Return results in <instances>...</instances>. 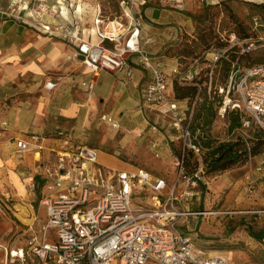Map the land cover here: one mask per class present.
Masks as SVG:
<instances>
[{
    "label": "built area",
    "instance_id": "1",
    "mask_svg": "<svg viewBox=\"0 0 264 264\" xmlns=\"http://www.w3.org/2000/svg\"><path fill=\"white\" fill-rule=\"evenodd\" d=\"M66 1L76 8L75 3L83 0ZM19 2L21 0L12 1L14 6L1 12L6 17L22 18L21 13L25 15L30 11L39 31L68 42L72 47L71 55L93 73L104 70L129 79L133 76L132 58L148 71L142 103L167 117L168 124L176 129L180 140L176 181L181 178L196 186L201 178V165L192 174H185L183 170L185 152L190 150L199 155L201 149L202 133L192 128L194 107L188 111L172 98L169 74L141 46L140 19L130 10L124 13V20L109 17L104 14L100 0H94L90 26L85 27L80 13L69 20L48 24L38 20L50 8L46 0H34L30 10L28 3L24 1L20 5ZM143 3L144 0L119 1L121 7L129 5L126 6L129 9ZM252 22L255 27L262 26L257 16L252 17ZM84 30L94 33L97 40L86 38ZM228 40L233 46L240 44L243 51L254 45L250 40L241 41L233 32L229 33ZM223 52L222 48H212L194 57L185 70L173 68L175 82L200 88L199 76L204 66L212 71ZM54 85L49 81L45 87ZM217 92L221 95L218 107L221 115L235 110L242 113L243 125L248 126L254 119L264 127V64L243 67L235 59L226 83L220 85ZM101 119L118 127V122L110 115L103 114ZM58 134L56 138H62L61 133ZM39 136L32 133L28 138L16 139L17 155L36 147L41 150L42 145L37 144ZM61 140L62 144L52 149L50 165L45 164L42 170L44 182L38 204L45 208V221L24 245L0 243V264H109L113 259L123 264H233L227 255L213 254L198 246L190 235L179 229L181 218L201 215L203 211L180 208L176 185L162 192L168 186L165 178L142 166L131 171L104 170L106 167L97 161L96 148ZM34 186L32 182L30 188ZM145 188L151 192L148 200H136ZM192 194V190H185L182 195ZM5 196L8 198L9 194ZM49 230L52 234H48Z\"/></svg>",
    "mask_w": 264,
    "mask_h": 264
},
{
    "label": "rangeland",
    "instance_id": "2",
    "mask_svg": "<svg viewBox=\"0 0 264 264\" xmlns=\"http://www.w3.org/2000/svg\"><path fill=\"white\" fill-rule=\"evenodd\" d=\"M12 1L16 0H0V4H7L8 9H10V5L14 6ZM24 1L28 3V9H32L34 0H21L20 5ZM83 1L92 2L94 0ZM119 1L100 0L104 14L109 17L118 16L124 20V13L130 10L138 18L141 16L139 19L144 22L146 20L145 14L149 13L147 10L150 11L152 6H157L159 9H164V13H169V17L164 16V22L154 20L151 24L158 33L167 30L171 36L160 51L150 52L148 48L145 49L160 60L162 67L169 74V89L172 94H174L173 84L175 83L172 69L185 70L188 68L195 56L191 55V49L195 50L197 55L202 54L204 38L211 39L212 44L209 49L217 47L229 50L231 43L227 36L229 33L235 32L241 41L250 40L254 42L251 49L245 50L248 51L246 52L248 56L241 61L242 65L257 58L264 59V11L257 5L247 2V0H144L143 4L132 9L126 7L129 5L121 7ZM144 6L146 9H142ZM21 15L22 18L11 17L13 18L11 21L22 24L19 19L27 20V18L24 14L21 13ZM254 16L258 17L261 27L254 26L252 22ZM41 19L44 17L38 18L39 21ZM17 29L19 35L22 32L29 33L28 37L25 35L21 37L20 45L27 40L34 43L36 48L34 60L37 62L38 68L30 70L23 67L30 58L26 55L27 53H24L22 57L17 59L22 65V70L18 74L10 77H7L6 74L0 75L5 83L0 89L2 93L0 107L5 110L0 115V135L2 134L0 140L4 139L7 142L15 143L16 139L24 138L22 134L26 131V127L24 125V127L22 125L15 127L16 122L24 121L25 124H30L29 130L31 131L43 135H60L58 132L63 131L62 133L66 135L63 138L70 140V142L82 143L96 148L97 161L101 166L106 167L104 170L131 171L142 166L153 174L165 178L169 187L167 186L162 192L166 193L168 189L176 185L175 191L179 198L178 206L180 208L203 211V214L197 215V217L189 215L179 220V229L184 234L190 235L195 244L209 249L213 254L227 255L233 264H264V242L252 239L248 233L249 227L256 232L264 221L263 195L253 194V190L257 186L253 183L246 195L242 193L237 197L231 196L227 192V188L230 186L225 177L218 178L232 169L245 166L253 157L244 164L234 166L221 173L201 174L200 182L196 186H191L181 178L176 181L178 171L175 164L176 152L180 142L176 129L168 124L167 117L145 107L142 99H139L138 104L121 111L119 118L123 116L124 119H121L123 117L120 119L115 117L118 127H114L108 121L101 119L102 114H112L113 106L112 101L105 100L101 96L96 101V110L86 111L81 108L80 110L84 112L78 113L72 118L49 114V109L58 107L65 97L68 101L71 99L83 103L84 98L92 93V90H84L79 86V78L82 76L81 69L78 70L77 68L73 75L67 72L66 67L73 61H78L71 55L72 49L67 55L57 57L50 63L51 59L49 60L47 57L49 43L46 44V42H40L43 40H39L41 39L39 36H43L42 33L36 31L29 24H25V26L22 24ZM243 33H246L248 37L243 38ZM200 34H202V38H199ZM7 40H11V37H7ZM7 40L5 39V44L8 42ZM21 49L23 50L24 47L22 46ZM230 53H235L238 56L242 54L243 50L240 44L236 45V48ZM202 65L206 64L203 63ZM219 69L220 65L212 71L204 66L199 79L201 80V88L206 87L207 93L222 85ZM68 78L72 82L69 88H66L65 84L66 81H69L66 80ZM49 81L57 86L51 92L45 87ZM41 100H44L42 105L40 104ZM181 101L185 104L186 110L189 109L188 111H191V108L195 106L194 99L191 104L188 98ZM218 101L214 103L215 114L210 124L205 126L203 131L196 128L203 136L208 135L218 141L235 140L236 138L247 140L259 128L264 132L262 124L254 119L250 120L248 126L243 125L241 112H239L241 125L229 130V124L235 114L231 110H227L224 115H221L218 109ZM13 109H18L22 113L18 114L16 118H12L10 112ZM24 110L26 111L24 112ZM112 117L114 118L113 114ZM137 119L139 125L135 124ZM12 124L15 131L9 132ZM28 136L29 134L25 137L28 138ZM63 138H57L60 141L59 145L62 144L61 139ZM155 142L161 146L158 156L153 147ZM35 149L37 147L23 152L20 156L17 155L15 149H12L11 154L16 159V167L25 172V175L21 176L23 181L29 173L32 174L33 172ZM261 157L264 158V151L257 155L259 160L262 159ZM259 163L261 166L264 165L260 161ZM243 170L245 171V168ZM246 170H250V168L246 167ZM31 174L29 176H32ZM260 181L264 182L261 178L256 179L255 182ZM24 184H26L27 192L24 197H21L5 180L0 181V243L3 245H24L31 234L38 230V225L45 221V208L42 205L39 207L38 204L41 192L40 182L34 178L35 186L33 189L30 188L27 180L24 181ZM239 184L240 182H237L236 191ZM185 190H192V196H183ZM6 193L9 194L8 198L5 196ZM150 193V190L145 188L140 191L136 200L145 202ZM240 201H243V204L236 206V203ZM253 201L257 203L254 204ZM18 204L25 205L29 211H22ZM247 205H253L254 208ZM38 210L39 220L42 222L35 221L32 225L33 229H31L30 221L26 219L37 215ZM251 215L257 216V219L251 220L249 218ZM259 215L262 218H258ZM242 216H246V219H243ZM20 217L25 218V220ZM49 233L52 234V231L49 230Z\"/></svg>",
    "mask_w": 264,
    "mask_h": 264
},
{
    "label": "crops",
    "instance_id": "3",
    "mask_svg": "<svg viewBox=\"0 0 264 264\" xmlns=\"http://www.w3.org/2000/svg\"><path fill=\"white\" fill-rule=\"evenodd\" d=\"M46 2L50 8L47 10L46 13L42 15L44 19H41L40 21L41 23H48V24L60 23V22L69 20L75 15H78L80 13L85 27H87V25L89 26L91 25V18L94 15L93 1L92 2L90 1L77 2L75 3L77 4L76 8L74 7L75 5L70 7L66 0H50V1L46 0ZM143 8L146 9L145 6L142 7V9ZM7 9H8L7 4L6 5L0 4V75L6 74L7 77H10L15 74H18L22 70V67H21L22 65L17 61V59L22 57L24 53H27L26 55H28L30 58L23 65V67H26L27 69H30V70H35L38 68L37 62L34 60L35 59L34 57L36 56L35 55L36 48L34 46V43L33 42L30 43V41L27 40L25 43L20 45L21 37L24 35L25 37H28L29 33L22 32L21 35H19L17 28L20 27L22 24L23 26H25V24H29L32 27H34L36 31L37 30L39 31V29L37 28V25L35 24L34 19L31 17L30 11L25 13V17L27 18V20L19 19L20 21L19 20L18 21L22 24H19V23L17 24L14 21H11V19L13 18L6 17L1 12ZM59 10H61V12H59ZM163 11L164 9H159L157 6H152V9L150 11L147 10V12L149 13L145 11L147 13L145 14L146 20H144V22H141L140 43L144 49L148 48L150 52L160 51L165 45V43L167 42L168 38L171 36L170 35L171 33H167V30L163 31L162 33H158V31H156L153 25L151 24L154 20L156 22H160V20L161 22H164L163 21L164 16L169 17V13H164ZM39 32L42 33L41 31ZM83 34L86 38H89L91 40H97V37L96 35H94V33L92 34L84 30ZM42 35L43 36H39L41 38L39 40H43L40 42H46V44L49 43L48 44L49 50L47 53V57L49 60L51 59L50 63H52L57 57L67 55L70 52V49H72L71 45L68 42L64 41L58 36H51L45 33H42ZM7 37H11V40H7ZM5 39L8 41L6 44H5ZM45 39H47L48 41H46ZM106 44H108V42ZM22 46L24 47L23 50L21 49ZM55 50L58 53L55 55H52L53 51ZM149 54L153 57V59L160 61L158 58L153 56L151 53ZM134 60H135L134 58L131 59L133 76L129 79L124 76L110 73L104 70L98 71L97 73H93L90 70V68L85 66L80 60L73 61V63H70L69 66L66 67L67 72L70 75L71 73L73 75V72L77 70V68L78 70L81 69L82 76L81 78H79L80 79L79 86L82 87L84 90L91 89L92 93H90L86 98H84L83 103L80 101L71 100V99L70 101H68L67 97H65L58 107H54L51 110L49 109V114L60 115L61 117H64V118H72L76 116V114L84 112L83 110H80L81 108H83L86 111L96 110L97 109L96 101H98V98L101 96V97H104L105 100H110L113 102L111 111H112V114L114 115V118L112 117V114L111 115L109 114V115L114 120L116 119L115 117L119 118V114L121 113V111L138 104L139 99H142L144 83L149 75L148 71L141 68L136 63H134ZM75 77L77 78V76ZM66 80H69V81H66L65 87L69 88L72 81L69 78ZM4 84H5L4 79L0 78V89L3 88ZM56 88L57 86L55 84L52 88H46V90L51 92L52 90H55ZM1 94L2 93L0 92V99L2 98ZM43 102L44 100H41L40 104L42 105ZM179 104L181 107L185 108V104H183L182 101L181 102L179 101ZM18 109L11 110L10 113H11L12 118L14 117L16 118L18 114L22 113ZM4 111L5 110L2 107H0V115ZM25 111L26 110H24V112ZM121 119H124V117ZM135 124L139 125L138 119L135 120ZM20 125L22 126L24 125L26 127L25 128L26 131H24V134H22L24 135V138H26L25 136L27 134H32V133L39 134L42 136V137L39 136L40 139L37 141V144H41L43 148L41 150L35 149L36 151L34 153L35 156L33 157L34 159H33V165H32L33 172L32 174L29 173V175L31 174L32 176L28 175L27 178L24 179V181L27 180L28 185H30L32 182H34V178H37L38 181L40 182V187H41L42 183L44 182L43 180L44 176L42 173L43 166L45 164L50 165L52 157H53L52 149L55 147H58L60 141H58L56 136L48 137V135H43L39 132H34V131L29 130L31 127L30 124L27 125V123L25 124L24 121H21V123L16 122L15 127L20 126ZM15 127L12 124L9 132H14ZM59 132L61 133V136L63 138L65 134L62 133L63 131H59ZM50 135H53V134H50ZM153 145L156 146L154 150H156L158 153L161 148L160 144L155 142L153 143ZM12 149H15L14 142H11V141L7 142L4 139L0 140V171H1L0 181L5 180L11 187L15 189V193L17 195L24 197L27 191L24 194L19 193L18 187L15 183V178L19 182L24 184V181L21 179V176L25 175V172L22 170H19L16 167L15 165L16 159L11 154L13 151ZM261 158L262 159L259 160L257 156H255L251 160H249V163L247 162L245 166L232 169L230 172L220 175L218 177V178H222L223 176L225 177L227 183H229V186H230L229 188H227V192L230 193L231 196L237 197V195H240L242 193L246 195V192L249 190V187L253 186V183H255L257 184L256 186L257 190L256 189H255L256 191L253 190V194L263 195L262 200H264V182L263 181L262 182L260 181L258 183L255 182L256 179L258 178H261L264 180V165L261 166L259 163V161L264 163L263 161L264 158L263 157ZM246 167L250 168V170H246ZM244 168H245V171L243 170ZM237 182L238 183L240 182V184L238 185V190L236 191L235 187H236ZM24 186H26V184H24ZM261 189L262 191H260ZM42 190L43 189L41 187V192ZM41 192H40V195H41ZM253 203L256 204L257 202L253 201ZM239 204H243V201L236 203V206H238ZM18 205L22 211H29V209L25 205L23 204H18ZM247 206L250 208H254L253 205H247ZM249 211L254 212L255 210H249ZM39 216L40 215H39V210H38L37 215H34L33 217L30 218V225L35 220L38 222H42L39 220ZM195 217L197 216L195 215ZM242 217L243 219H246V216H242ZM249 218H251V220L254 221L255 219H257V216L251 215ZM258 218H262V216L259 215ZM261 224L263 226L260 225L257 231L255 232L257 235H260L261 227L264 229V221ZM250 237L252 236L250 235ZM252 239L258 240V239H255L254 237H252ZM259 241L264 242V236ZM109 264H123V263L119 259H113L112 261H110Z\"/></svg>",
    "mask_w": 264,
    "mask_h": 264
},
{
    "label": "trees",
    "instance_id": "4",
    "mask_svg": "<svg viewBox=\"0 0 264 264\" xmlns=\"http://www.w3.org/2000/svg\"><path fill=\"white\" fill-rule=\"evenodd\" d=\"M249 3H253L260 7L264 11V1H255V0H247ZM235 33V32H233ZM236 34V33H235ZM237 35V34H236ZM202 34L199 35V38H202ZM242 37H248L246 33H243ZM213 39V37H212ZM228 39V36H227ZM211 39H203V52L208 51L211 46ZM225 44V43H223ZM217 48V47H213ZM236 48V45L228 49H224L223 54L215 61L214 70L217 66L220 65V72L222 77V85H224L227 81L228 74L231 68L232 62L236 59L238 63L243 67H249L257 64H264L263 58H257L252 61L246 62L243 65L241 61L244 57L247 58L248 51H243L239 56L235 53H230L232 50ZM210 50V49H209ZM228 50V51H227ZM201 52V53H203ZM182 55V54H181ZM187 55V54H186ZM184 55V56H186ZM191 55L197 56L195 50L191 49ZM228 57H225V56ZM194 56V57H195ZM199 86L192 84L187 85H179L176 82L173 84L172 98L179 102L184 98H188L191 104V101L195 100V106L193 111V124L192 128L195 130L199 128L200 131H203L204 127L209 125L212 117L215 114L214 103L219 100L220 103L221 95L218 94L217 88H214L212 92L207 93L206 87L201 88V80L199 79ZM235 115L231 119L228 129L232 130L235 127H239L241 125L240 113L235 110H231ZM49 136H58V135H48ZM200 145L201 149L199 155L194 153L193 151H186L184 155L183 161V170L185 174H192L195 172L199 165H201L202 172L201 174L205 175H213L216 173H221L228 169H231L234 166L244 164L250 158L257 156L258 154L264 151V132L261 128L257 129L251 138L245 140L242 138H236L235 140H224L218 141L216 139L211 138L210 136L200 137ZM179 149H177L176 156H179ZM200 182V181H198ZM249 235L254 237L255 239L260 240L264 236V229H260V235H257L252 229L248 228Z\"/></svg>",
    "mask_w": 264,
    "mask_h": 264
},
{
    "label": "bare ground",
    "instance_id": "5",
    "mask_svg": "<svg viewBox=\"0 0 264 264\" xmlns=\"http://www.w3.org/2000/svg\"><path fill=\"white\" fill-rule=\"evenodd\" d=\"M58 52L55 50V51H53V53H52V55H55V54H57ZM109 129V128H108ZM15 183H16V185H17V187H18V191H19V193H25L26 192V190H25V186H24V184L23 183H21V182H19L16 178H15ZM22 220H25V218H22V217H20ZM27 221H30V219H26Z\"/></svg>",
    "mask_w": 264,
    "mask_h": 264
}]
</instances>
